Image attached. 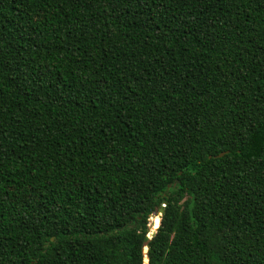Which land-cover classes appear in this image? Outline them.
Returning a JSON list of instances; mask_svg holds the SVG:
<instances>
[{"label":"trees","instance_id":"trees-1","mask_svg":"<svg viewBox=\"0 0 264 264\" xmlns=\"http://www.w3.org/2000/svg\"><path fill=\"white\" fill-rule=\"evenodd\" d=\"M145 248L264 264V0H0V264Z\"/></svg>","mask_w":264,"mask_h":264},{"label":"rangeland","instance_id":"rangeland-1","mask_svg":"<svg viewBox=\"0 0 264 264\" xmlns=\"http://www.w3.org/2000/svg\"><path fill=\"white\" fill-rule=\"evenodd\" d=\"M157 216L161 219V217H160L161 215H159V214L157 213V214H155L154 216H152V217L150 218V220H149V224H148V226H149V230H150V232H149V233H150V234H149L150 236H151L153 233H155V232H152L151 224L153 223V219H154L155 217H157ZM154 228H155V227H154ZM144 253H145V259L148 260V259H147V255H146V254H147V248L144 249ZM147 262H148V261H147ZM144 264H145V261H144Z\"/></svg>","mask_w":264,"mask_h":264},{"label":"water","instance_id":"water-1","mask_svg":"<svg viewBox=\"0 0 264 264\" xmlns=\"http://www.w3.org/2000/svg\"><path fill=\"white\" fill-rule=\"evenodd\" d=\"M225 155V153H223V154H220L219 155V157H222V156H224ZM165 207V206H164ZM164 207H162L161 209H160V211H159V215H161V216H163V214H164ZM160 216V217H161ZM161 223V222H160ZM158 230V229H157ZM157 232V231H156ZM156 232L155 233H153L152 234V237L156 234ZM148 251H149V249L147 248V259H148V262H147V264L149 263V258H148Z\"/></svg>","mask_w":264,"mask_h":264},{"label":"built area","instance_id":"built-area-1","mask_svg":"<svg viewBox=\"0 0 264 264\" xmlns=\"http://www.w3.org/2000/svg\"><path fill=\"white\" fill-rule=\"evenodd\" d=\"M164 206H166V204H163V206H162V207H164ZM158 214H159V213H158ZM149 234H150V233H149ZM149 237H152V235H151V236L149 235Z\"/></svg>","mask_w":264,"mask_h":264}]
</instances>
